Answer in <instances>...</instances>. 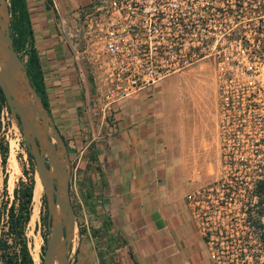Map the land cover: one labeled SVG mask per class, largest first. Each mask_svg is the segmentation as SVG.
Returning a JSON list of instances; mask_svg holds the SVG:
<instances>
[{
	"label": "rangeland",
	"instance_id": "obj_1",
	"mask_svg": "<svg viewBox=\"0 0 264 264\" xmlns=\"http://www.w3.org/2000/svg\"><path fill=\"white\" fill-rule=\"evenodd\" d=\"M233 2L234 0L183 2L182 10L188 15L185 18L197 17V20H192L197 29L205 32L207 28L206 33L213 35L214 43H222L223 59L217 61L212 49L205 58L154 82L156 86L150 93L161 105L166 102L177 106L179 95L192 102L191 108H194L196 101L198 114L202 117L203 131L199 137L202 158H192L185 192L198 188L202 195H206L207 186L217 181L214 188L219 193L223 181L236 184L247 179L241 176L242 172L239 170L244 166L240 162L245 161L252 166L254 161L264 158V8L261 6L264 0H244L241 5H245L247 9L254 8L255 5L259 7L245 16H241V12L236 22L231 21L229 14H224L223 17L221 12L210 8L221 3H227L228 8H233L230 7ZM204 3H207L208 10L212 13L209 15L212 18L206 19V25L199 19L202 12L199 7ZM234 10H231L232 13ZM0 18L3 21L7 19L10 35L8 0H0ZM224 20L230 28L238 30L243 36L233 40L224 36L220 29L223 27L224 32L228 30ZM75 25L73 16L64 23L62 31L52 38V44L65 47V55L71 57L72 62L70 65L66 64L65 68L53 65L52 73L61 74L64 78H60L59 83L51 80L47 83L51 119L64 139L67 151L64 174L67 198L73 209V226L66 255L69 264H122L115 250L122 244V239L109 230L110 220L104 211L100 191L103 180L98 177L93 155L95 135H106L111 130L110 127L116 125L117 113L115 115L116 109L104 108V114H101L98 108L95 85L88 80L89 75L79 59V47L74 38ZM165 28L171 30L169 25ZM185 28L187 25H178L176 31L186 30ZM40 38L37 37V40ZM244 40L248 44H243ZM255 40L263 45L258 46ZM16 52L24 64L27 57L25 50L19 49ZM63 70L65 71L62 72ZM21 80L24 83L22 76ZM23 87L26 88L24 84ZM150 91L149 86H146L126 95L123 100ZM251 94L254 97L248 100ZM29 96L33 101L32 95ZM32 101L30 102L33 103ZM130 104L128 117L133 120L132 114H135L137 106L135 102ZM28 115L35 124L38 150L52 170L63 159L62 146L51 130L49 121L37 109L29 108ZM177 134L180 132L177 131ZM0 142L6 147L4 161L0 162V223L5 222L8 208L17 207L22 191L31 187L28 204L30 213L23 231L33 263L40 264L50 228L61 217L57 209L48 216V193L41 180H38L33 158L27 155L19 123L3 105L0 108ZM254 149H257L255 154ZM57 172L60 178V167ZM36 185L40 187L39 191ZM202 204L205 213H191L188 210L190 217L194 215L199 229L209 228L214 233L210 246L204 243L210 264H264V248H256L251 244L252 240L246 241L242 237L244 229L239 223L237 200L227 204L226 208H207L204 201ZM223 211L226 217H223ZM191 219L193 220L192 217ZM221 221L226 228V238L222 236V232H218ZM262 221L264 223V213ZM62 238L63 229L58 240ZM59 251L60 247L56 248L55 254Z\"/></svg>",
	"mask_w": 264,
	"mask_h": 264
},
{
	"label": "crops",
	"instance_id": "obj_2",
	"mask_svg": "<svg viewBox=\"0 0 264 264\" xmlns=\"http://www.w3.org/2000/svg\"><path fill=\"white\" fill-rule=\"evenodd\" d=\"M25 1L49 103L47 83L64 78L53 74L52 66L65 68L72 62L65 47L52 44V38L79 5L91 0ZM148 86L147 94L116 101V125L106 135H95L103 208L109 230L122 239L115 250L122 264H210L183 197L192 158H202V117L196 101L191 108L192 102L179 95L177 106L161 105L150 94L155 83ZM132 102L137 106L133 120L128 117Z\"/></svg>",
	"mask_w": 264,
	"mask_h": 264
},
{
	"label": "built area",
	"instance_id": "obj_3",
	"mask_svg": "<svg viewBox=\"0 0 264 264\" xmlns=\"http://www.w3.org/2000/svg\"><path fill=\"white\" fill-rule=\"evenodd\" d=\"M184 1L186 0H91L75 9V44L79 47V59L89 75L88 80L95 85V100L101 114H104V108L113 109L116 101L135 90L205 58L212 49L217 61L223 59L222 43H214L213 35L206 33L207 28L205 32L197 29L196 23L192 21L197 20V17L185 18V11L182 10ZM243 1L234 0L230 4L233 8H228L227 3L210 8L221 12L223 17L224 14H229L231 21L236 22L241 12V16H245L259 7L255 5L254 8L247 9L245 5H241ZM204 4L199 7L202 11L199 19L206 25V19H211L209 15L212 13L209 12L207 3ZM231 10L235 12L232 13ZM225 23L227 24L226 21ZM166 25L171 30H166ZM178 25H187V28L176 31ZM226 26L228 30L225 32L223 27L220 28L224 36L236 32L229 24ZM204 40L207 44H202ZM196 52H201L202 55L192 60ZM215 183L217 181L207 186L206 195H202L198 188L185 192L184 200L191 213H205L206 210L202 209L203 201L206 202L205 207L213 209L220 206L226 208L227 204L234 202H229L227 198L225 182L221 183L222 190L219 193L214 188ZM222 214L223 217L227 216L224 211ZM193 216L191 215L199 229ZM218 229L226 238V228L222 221ZM199 231L202 239L203 236L206 237L203 241L209 247L213 231L209 228Z\"/></svg>",
	"mask_w": 264,
	"mask_h": 264
},
{
	"label": "trees",
	"instance_id": "obj_4",
	"mask_svg": "<svg viewBox=\"0 0 264 264\" xmlns=\"http://www.w3.org/2000/svg\"><path fill=\"white\" fill-rule=\"evenodd\" d=\"M261 6L264 8V4ZM8 9L10 13L9 28L13 48L16 51L19 49L25 50L27 56L24 61L25 71L29 81L49 112L47 93L42 78L38 53L34 45L26 1L8 0ZM235 31L227 37L229 39H239L240 36H243L238 30ZM244 43L248 44V41L244 40ZM255 43L258 46L263 45V43H257L256 40ZM202 44H207V41L204 40ZM200 55H202L201 52H196L192 60ZM253 97L254 94H251L247 99L251 100ZM2 105L10 111L0 90V108ZM5 152V145L0 142V162L4 161ZM26 152L29 158H31L32 156L27 147ZM256 152L257 149H254L253 154ZM240 163H243L244 166L239 170L242 172L241 176L247 179L240 180V183L236 184L225 181V193L227 194V198H229V202L238 201L240 224L244 229L242 235L244 240H252L251 244L256 248H264V223L262 221V215L264 213V158L254 161L252 166L247 165L245 161ZM228 165L231 166L230 163ZM231 175L233 176L234 174ZM235 194L239 196L236 197ZM30 198L31 187L22 191L17 207L14 209L12 207L8 208L5 222L0 223V264H34L23 231L24 224L28 220L30 213L28 206ZM203 239L205 240L206 237L203 236Z\"/></svg>",
	"mask_w": 264,
	"mask_h": 264
},
{
	"label": "water",
	"instance_id": "obj_5",
	"mask_svg": "<svg viewBox=\"0 0 264 264\" xmlns=\"http://www.w3.org/2000/svg\"><path fill=\"white\" fill-rule=\"evenodd\" d=\"M7 26V19L3 21L0 18V54L4 57V62L0 66V90L10 112L16 122L19 123L26 147L34 160L35 170L43 184L44 189L48 193V216L51 211L57 209L61 217L60 221L55 223L54 227L50 228V232L45 240V247L40 264H51V258L56 253V248L58 247H60V251L56 254L58 263L69 264L66 251L73 226V209L66 194L67 182L65 177L66 175L64 173L67 163V151L65 141L53 124L50 113L47 111L33 85L29 81L25 71V66L13 48L12 38L9 35ZM13 71L14 73H19L23 77L24 85L26 87L25 89L32 95L34 103L30 102L27 106H25V104H21V102L15 97L12 85ZM29 108L37 109L38 112L49 121L51 130L62 146L63 159L61 162L55 164L52 170H50L44 162V159L42 158L36 145V129L34 122L29 118ZM59 167L61 173L60 178L59 172H57ZM51 191L54 193L53 196L51 195ZM62 229L63 238L58 240L59 233Z\"/></svg>",
	"mask_w": 264,
	"mask_h": 264
},
{
	"label": "bare ground",
	"instance_id": "obj_6",
	"mask_svg": "<svg viewBox=\"0 0 264 264\" xmlns=\"http://www.w3.org/2000/svg\"><path fill=\"white\" fill-rule=\"evenodd\" d=\"M1 6H2V4H1ZM3 62H4V57H3V55H1L0 54V66L3 64ZM23 82H22V80H21V75L19 74V73H14V71H13V74H12V85H13V91H14V93H15V97L21 102V104H25V103H30V101H32L31 99H30V94L28 95V92L26 91V89L23 87ZM33 102V101H32ZM34 103V102H33ZM37 122V121H36ZM57 160V159H56ZM38 177V176H37ZM36 177V178H37ZM38 180H39V178H38ZM36 184L37 185H39L38 184V182H36ZM36 185V188H37V190L39 191V188L40 187H38ZM41 186V185H40ZM34 208V207H33ZM36 208H37V206H36ZM74 229H75V227H74ZM72 231V230H71ZM71 235V234H70ZM51 264H59L58 263V259H57V255L56 254H54L53 256H52V258H51Z\"/></svg>",
	"mask_w": 264,
	"mask_h": 264
},
{
	"label": "flooded vegetation",
	"instance_id": "obj_7",
	"mask_svg": "<svg viewBox=\"0 0 264 264\" xmlns=\"http://www.w3.org/2000/svg\"><path fill=\"white\" fill-rule=\"evenodd\" d=\"M53 180H55V179H53ZM55 183V182H54ZM51 195L53 196L54 195V193L51 191Z\"/></svg>",
	"mask_w": 264,
	"mask_h": 264
}]
</instances>
